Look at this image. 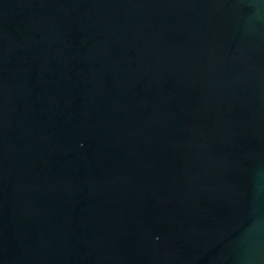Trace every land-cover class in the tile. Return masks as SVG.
Listing matches in <instances>:
<instances>
[{
	"label": "water",
	"instance_id": "obj_1",
	"mask_svg": "<svg viewBox=\"0 0 264 264\" xmlns=\"http://www.w3.org/2000/svg\"><path fill=\"white\" fill-rule=\"evenodd\" d=\"M0 264H264V0H0Z\"/></svg>",
	"mask_w": 264,
	"mask_h": 264
}]
</instances>
